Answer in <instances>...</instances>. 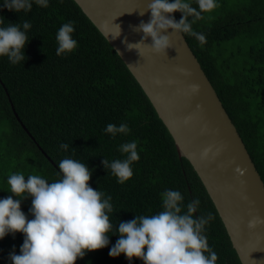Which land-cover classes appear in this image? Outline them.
Instances as JSON below:
<instances>
[{"label": "trees", "instance_id": "16d2710c", "mask_svg": "<svg viewBox=\"0 0 264 264\" xmlns=\"http://www.w3.org/2000/svg\"><path fill=\"white\" fill-rule=\"evenodd\" d=\"M196 7V0H189ZM217 7L193 24L206 36L201 44L184 34L203 71L240 134L264 183V0H216ZM176 20L182 13L174 14ZM3 25L31 23L24 53L27 59L12 64L0 56V199L13 196L7 178L22 172L37 174L49 183L61 179L63 158H73L93 169L90 186L112 197L111 222L130 221L136 215L162 211L161 193L179 190L184 203L199 198L197 215L211 212L206 226L217 264H241L229 236L189 161L179 157L174 141L148 97L121 58L74 0H48V7L17 12L0 0ZM191 19V17L189 18ZM74 21L78 47L58 56V29ZM43 49V51H42ZM10 99V100H9ZM11 103L14 107L12 109ZM17 113L19 120L14 115ZM125 123L130 131L112 136L107 124ZM27 130H25V128ZM135 141L140 160L134 175L121 184L103 161L125 159L120 145ZM68 144V150L60 145ZM32 197L21 203L29 209ZM24 234L0 239V264H12L10 254H20ZM109 234L107 247L87 252L76 264H144L124 254L109 255L119 239Z\"/></svg>", "mask_w": 264, "mask_h": 264}, {"label": "clouds", "instance_id": "9594fccd", "mask_svg": "<svg viewBox=\"0 0 264 264\" xmlns=\"http://www.w3.org/2000/svg\"><path fill=\"white\" fill-rule=\"evenodd\" d=\"M34 2L37 6L48 7V0ZM196 4L194 7L189 0H150L145 10L151 12L150 21H141L134 28V31H142L144 36L135 43H129L125 38L128 49L139 51L141 44H147L148 37H151L152 43L147 45L156 53L166 55L173 47L171 36L162 34L168 29L193 36L201 44L206 43V36L196 32L193 24L203 12L217 7V3L216 0H196ZM4 6L27 13L32 10L33 0H4ZM177 11L183 14L179 21L172 15ZM74 23L69 21L58 29V56L71 53L78 47L72 35ZM0 25H3L2 18ZM31 26L29 21L22 25L0 26V56H7L14 65L25 61L24 49L30 40L27 31ZM116 29L113 38L122 33L119 24ZM104 131L115 136L129 133L130 128L125 123L119 126L109 123ZM60 147L68 150L69 145L65 143ZM210 150L205 149L203 156L206 157ZM119 151L127 157L111 162L105 159L103 165L123 184L133 177L132 165L140 160V155L135 141L123 143ZM58 167L62 177L51 183L37 174L26 179L22 172L10 174L7 178L8 191L19 199L11 195L0 199V239L17 232L25 237L20 254H10L12 264H76L77 259L83 258L87 252L107 247L109 234L117 232L120 238L109 252L112 257L124 254L129 260L138 258L144 264H217L218 254L210 247L205 234L206 226L215 217L211 212L197 215L201 204L199 198L185 204V197L179 190H165L161 193L162 211L153 215H136L130 221H119L116 227L110 219L114 210L112 197L90 186L93 169L73 158H63ZM236 171L244 174L240 167ZM28 196L33 198L29 209L32 219L21 208L22 201ZM259 224H264V218L255 216L248 221L250 229Z\"/></svg>", "mask_w": 264, "mask_h": 264}, {"label": "water", "instance_id": "95a60500", "mask_svg": "<svg viewBox=\"0 0 264 264\" xmlns=\"http://www.w3.org/2000/svg\"><path fill=\"white\" fill-rule=\"evenodd\" d=\"M74 1L138 82L170 133L178 156L192 165L240 263L264 264V224L248 227L253 217L264 218V183L184 34L172 29L162 33L169 34L173 43L166 55L147 45L151 37L141 44L139 53L129 50L124 41L135 43L144 36L134 28L150 21L151 12L145 11L150 0ZM116 24L122 33L113 38ZM14 115L19 120L15 111ZM205 149H211L206 157Z\"/></svg>", "mask_w": 264, "mask_h": 264}]
</instances>
